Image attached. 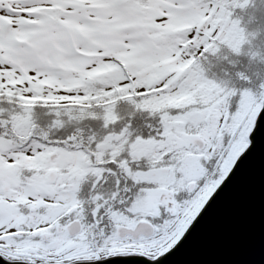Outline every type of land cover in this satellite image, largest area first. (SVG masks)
<instances>
[{"label":"snow or ice","instance_id":"snow-or-ice-1","mask_svg":"<svg viewBox=\"0 0 264 264\" xmlns=\"http://www.w3.org/2000/svg\"><path fill=\"white\" fill-rule=\"evenodd\" d=\"M251 3L0 0L3 264L154 261L180 241L264 110L237 59L264 63L236 16Z\"/></svg>","mask_w":264,"mask_h":264},{"label":"water","instance_id":"water-1","mask_svg":"<svg viewBox=\"0 0 264 264\" xmlns=\"http://www.w3.org/2000/svg\"><path fill=\"white\" fill-rule=\"evenodd\" d=\"M250 139L234 169L171 250L154 261L132 257L102 264H264V110Z\"/></svg>","mask_w":264,"mask_h":264},{"label":"trees","instance_id":"trees-1","mask_svg":"<svg viewBox=\"0 0 264 264\" xmlns=\"http://www.w3.org/2000/svg\"><path fill=\"white\" fill-rule=\"evenodd\" d=\"M236 16L242 19V26L246 29L247 32L258 34L256 39L253 41V47L251 50L260 51L262 54H264V0H252V3L246 9L244 10L237 9ZM248 51H249L248 46H245V52ZM237 59H238L239 70L248 71L249 73L257 72L261 76H264V63H261L258 59L251 60L247 55L241 56ZM221 67H228V65L226 62H221L217 65L216 70L219 71ZM229 70L234 72L236 69H229ZM251 134L248 137L250 143H251V139H250ZM234 167L232 168V170L234 169Z\"/></svg>","mask_w":264,"mask_h":264},{"label":"rangeland","instance_id":"rangeland-1","mask_svg":"<svg viewBox=\"0 0 264 264\" xmlns=\"http://www.w3.org/2000/svg\"><path fill=\"white\" fill-rule=\"evenodd\" d=\"M248 147H249V146H248ZM246 150H247V149H246ZM246 150H245V151H246ZM245 151H244V152H245ZM244 152H243V153H244ZM243 153H242V154H243ZM242 154H241V155H242ZM241 155H240V156H241ZM240 156H239V157H240Z\"/></svg>","mask_w":264,"mask_h":264}]
</instances>
